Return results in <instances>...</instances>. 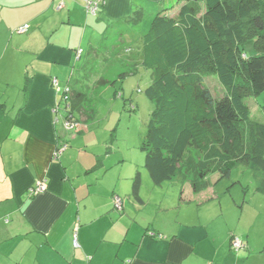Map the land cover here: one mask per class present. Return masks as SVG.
Instances as JSON below:
<instances>
[{"label":"crops","instance_id":"1","mask_svg":"<svg viewBox=\"0 0 264 264\" xmlns=\"http://www.w3.org/2000/svg\"><path fill=\"white\" fill-rule=\"evenodd\" d=\"M133 2L105 0L93 15L86 0H0V264H264L259 178L252 200L217 179L198 194L174 179L160 199L141 189L138 203L137 172L114 171L90 151L89 129L68 131L57 113L55 82L80 80L110 33L105 18L130 14ZM39 182L46 190L31 195Z\"/></svg>","mask_w":264,"mask_h":264},{"label":"trees","instance_id":"2","mask_svg":"<svg viewBox=\"0 0 264 264\" xmlns=\"http://www.w3.org/2000/svg\"><path fill=\"white\" fill-rule=\"evenodd\" d=\"M153 1H167L165 11L176 1L179 5L174 14L157 16L142 37V66L152 71L145 95L154 108L141 149L153 185L179 179L198 194L211 186V175L229 178L233 168L245 165L259 178L257 190H264V122L253 120L247 103L264 93V0ZM143 13L133 12L134 25ZM103 40L88 51L80 74L100 59L108 45ZM249 40L261 55H243ZM210 77L220 83L218 97L206 85ZM114 83L104 79L98 91ZM65 87L70 90L67 101L63 93L59 99L64 119L79 128L78 116L85 124L93 122L97 108L88 81L81 77ZM142 185L137 172L132 196L138 203H143Z\"/></svg>","mask_w":264,"mask_h":264},{"label":"rangeland","instance_id":"3","mask_svg":"<svg viewBox=\"0 0 264 264\" xmlns=\"http://www.w3.org/2000/svg\"><path fill=\"white\" fill-rule=\"evenodd\" d=\"M167 4H169L167 1L160 3L153 0H134L130 14L119 19L105 18L108 25L106 28L110 27V33L105 35L107 48L103 47L100 50V59L95 64H89L81 72V77L88 81L92 105L95 104L98 110L95 120L89 124H85L84 118L78 116L82 121L83 130L89 129L85 131L89 136L84 140L87 144L88 139L96 144L90 151L92 154H100L104 162L114 165V171L134 169L142 173L144 175L142 195L146 200L147 197L152 200L160 199L163 189L161 187L170 185L169 182L162 186L153 185L145 168V153L141 149L154 108L153 103L145 95L146 89L152 83V71L142 66V37L148 33L151 23L157 16L172 15L179 9L176 1L172 10L165 11ZM140 9L144 11L142 21L134 25L133 12ZM132 14V18H129ZM243 55L257 56L261 55V51L253 40H249L244 44ZM123 74L126 76L121 78ZM90 78L94 80L90 81ZM104 79L115 83L98 91ZM206 85L213 95L216 97L221 95V86L216 77L206 79ZM97 96L100 97V101ZM247 103L253 120L264 122L262 111L264 93L247 99ZM213 180H216L214 183L218 189L227 195L228 191L223 186L231 188L233 185H238L239 191L243 189L246 192L247 200H252L255 195L257 177L245 165L233 168L229 178H221L219 174L211 175L210 181Z\"/></svg>","mask_w":264,"mask_h":264},{"label":"built area","instance_id":"4","mask_svg":"<svg viewBox=\"0 0 264 264\" xmlns=\"http://www.w3.org/2000/svg\"><path fill=\"white\" fill-rule=\"evenodd\" d=\"M87 2V10L93 14V15H96V13L98 12L99 8L104 5L105 3V0H86ZM28 25H25L24 27H22L19 32L21 33H25L27 30H28ZM83 52V50H80L79 51V55H81ZM55 89L58 93H63L65 94V101H67V98H68V93L70 92L69 89H66V87H64L63 89H61V87L59 86V83L55 82ZM65 90V91H64ZM65 92V93H64ZM61 106L60 104H58L57 106V113L60 112V113H63L61 110H60V107ZM65 120V119H64ZM65 123V127L68 131H77L79 129V126L78 124H76V122H67L66 120L64 121ZM65 148V147H64ZM62 151V149L60 150V152ZM59 152V153H60ZM58 152L55 153V157L59 154ZM46 190V184L45 182H39L34 188L31 189L30 193L31 195H37L39 193H43L44 191ZM115 206L118 210L120 211H123V201L121 198H116L115 199ZM231 244H232V248L235 250V251H239L241 250L242 248H244V244L243 242L238 238V237H234L231 241ZM74 245L77 246V241L75 240L74 241Z\"/></svg>","mask_w":264,"mask_h":264}]
</instances>
